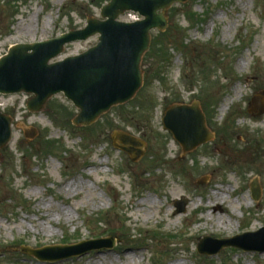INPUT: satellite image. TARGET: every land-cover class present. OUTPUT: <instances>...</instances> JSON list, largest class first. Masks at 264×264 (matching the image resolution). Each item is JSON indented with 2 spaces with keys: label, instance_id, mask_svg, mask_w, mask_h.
Listing matches in <instances>:
<instances>
[{
  "label": "rangeland",
  "instance_id": "374dc122",
  "mask_svg": "<svg viewBox=\"0 0 264 264\" xmlns=\"http://www.w3.org/2000/svg\"><path fill=\"white\" fill-rule=\"evenodd\" d=\"M110 1L0 0V58L15 45L84 29ZM168 17L165 32L151 33L137 96L89 127L73 126L78 110L64 95L39 113L27 109L31 95L0 96V112L12 118V140L0 149V264H264V253L235 247L213 257L198 253L205 237L264 228V112L251 111L264 94V0H190ZM98 42L70 44L55 61ZM196 101L214 138L184 153L163 118L167 108ZM119 131L147 143L139 162L113 147ZM174 188L179 196L167 194ZM216 190L226 193L223 219L231 225L204 208ZM148 197L156 205L141 204ZM182 200L186 211L178 214ZM200 229L208 234L193 238ZM96 239L112 240L113 249L54 263L24 251Z\"/></svg>",
  "mask_w": 264,
  "mask_h": 264
},
{
  "label": "water",
  "instance_id": "95a60500",
  "mask_svg": "<svg viewBox=\"0 0 264 264\" xmlns=\"http://www.w3.org/2000/svg\"><path fill=\"white\" fill-rule=\"evenodd\" d=\"M190 0H111L101 10V19L90 18L87 27L71 31L59 38L35 44L16 45L0 59V95L34 94L28 103L31 112H41L47 102L58 94L71 101L80 111L74 125H93L113 107L124 105L135 98L143 86L141 69L144 55L151 46V32H165L168 28V11L175 4ZM127 12L139 14L141 21L124 23L119 18ZM99 36V43L88 52L57 63L52 60L64 53L67 45ZM255 100L253 112H264V99ZM163 125L181 144L185 153L207 144L214 134L206 126V117L200 103L192 106L169 107ZM34 137L33 135H27ZM12 139V119L0 113V149ZM116 149L126 152L133 162L145 155L147 145L141 139L125 132H116L112 137ZM254 198L258 200L261 189L252 185ZM177 213H185L186 201L176 202ZM264 229L233 239L201 240L199 252L214 256L226 247H235L247 252L264 253ZM260 243L250 245L247 239ZM111 242V244H105ZM112 240L83 242L75 246H57L41 250L25 249L40 261H62L81 257L93 250L113 248ZM64 252H67L63 254ZM63 254V255H61Z\"/></svg>",
  "mask_w": 264,
  "mask_h": 264
},
{
  "label": "bare ground",
  "instance_id": "6f19581e",
  "mask_svg": "<svg viewBox=\"0 0 264 264\" xmlns=\"http://www.w3.org/2000/svg\"><path fill=\"white\" fill-rule=\"evenodd\" d=\"M226 107V105H225ZM227 108V107H226ZM225 108H223L224 110ZM264 123V120H263ZM72 185L70 186V191L72 189ZM231 191H229L230 193ZM235 192V191H234ZM170 196L176 197L179 196L181 194L180 189L178 188H174L171 189L169 193H167ZM167 196V195H164ZM244 196H243V200H244ZM225 201H226V193L225 192H220L218 190L215 191L214 196H208L207 197V205L204 206V208L206 209V211L210 212L211 215L215 214L218 218L220 223L222 224V226H228L231 225L230 222H226L223 219V216L228 215V210L225 206ZM155 201L152 199V197H148L147 199H145L141 204L145 205V204H150V205H156V203H154ZM198 209V208H197ZM196 209V210H197ZM213 210H215L216 212H214ZM168 222H170L171 224L175 221L176 217L174 216V214H170L168 213ZM253 229L255 230V227H253ZM207 235L208 231L206 229H200L199 231L196 232V236L193 235V238L198 237L201 234ZM176 264H180V263H176Z\"/></svg>",
  "mask_w": 264,
  "mask_h": 264
}]
</instances>
